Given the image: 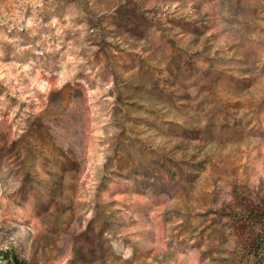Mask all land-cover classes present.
<instances>
[{
	"label": "rangeland",
	"instance_id": "obj_1",
	"mask_svg": "<svg viewBox=\"0 0 264 264\" xmlns=\"http://www.w3.org/2000/svg\"><path fill=\"white\" fill-rule=\"evenodd\" d=\"M263 218L264 0H0V264H264Z\"/></svg>",
	"mask_w": 264,
	"mask_h": 264
},
{
	"label": "trees",
	"instance_id": "obj_2",
	"mask_svg": "<svg viewBox=\"0 0 264 264\" xmlns=\"http://www.w3.org/2000/svg\"><path fill=\"white\" fill-rule=\"evenodd\" d=\"M263 222H264V218H263ZM262 230H263V232L259 235L258 240H257V245L260 248L258 250H261V248L264 247V223H263V229ZM257 255H258V253H257Z\"/></svg>",
	"mask_w": 264,
	"mask_h": 264
}]
</instances>
